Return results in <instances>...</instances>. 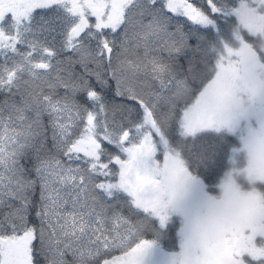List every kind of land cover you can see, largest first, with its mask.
Returning <instances> with one entry per match:
<instances>
[{
  "label": "snow or ice",
  "instance_id": "snow-or-ice-1",
  "mask_svg": "<svg viewBox=\"0 0 264 264\" xmlns=\"http://www.w3.org/2000/svg\"><path fill=\"white\" fill-rule=\"evenodd\" d=\"M0 264H264V0H0Z\"/></svg>",
  "mask_w": 264,
  "mask_h": 264
}]
</instances>
